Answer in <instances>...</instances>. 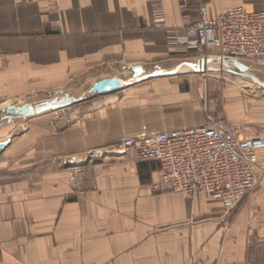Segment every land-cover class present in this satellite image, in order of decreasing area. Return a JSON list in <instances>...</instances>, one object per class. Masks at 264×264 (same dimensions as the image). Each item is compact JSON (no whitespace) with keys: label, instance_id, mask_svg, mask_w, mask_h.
<instances>
[{"label":"crops","instance_id":"1","mask_svg":"<svg viewBox=\"0 0 264 264\" xmlns=\"http://www.w3.org/2000/svg\"><path fill=\"white\" fill-rule=\"evenodd\" d=\"M200 1L212 16L264 9V0H0V100L86 77L94 85L124 65L146 72L179 65L137 77L59 121L12 135L20 123L4 122L0 136L10 138L0 153V264H217L219 255L221 264H233L245 239L264 238V175L226 211L202 191L171 190L158 161L115 150L126 138L202 127L208 112L219 115L206 100L209 71L245 78L216 50L172 39L197 19ZM93 149L106 153L93 161ZM74 165L82 167L76 184Z\"/></svg>","mask_w":264,"mask_h":264},{"label":"built area","instance_id":"2","mask_svg":"<svg viewBox=\"0 0 264 264\" xmlns=\"http://www.w3.org/2000/svg\"><path fill=\"white\" fill-rule=\"evenodd\" d=\"M197 13L185 33L172 39L193 49H214L222 59L264 68V9L239 6L212 16L209 5L200 1ZM155 19L163 23V12L157 11ZM206 118L202 127L126 138L115 150H134L138 160L158 161L161 181L171 190L189 196L202 191L231 211L264 175V137L242 136L222 115L208 112ZM105 153L93 149L89 157L95 161ZM81 170L80 165L70 168L72 184Z\"/></svg>","mask_w":264,"mask_h":264},{"label":"rangeland","instance_id":"3","mask_svg":"<svg viewBox=\"0 0 264 264\" xmlns=\"http://www.w3.org/2000/svg\"><path fill=\"white\" fill-rule=\"evenodd\" d=\"M124 66H119L110 72L111 76L108 78L116 79L121 86L127 87L131 86L137 77L134 76L132 69L127 66L124 68ZM177 67L179 65H170L168 63L159 67L153 66L150 71L145 72L141 76L176 70L178 69ZM182 71L185 70L182 69ZM248 71L261 83H257L252 77L248 76L245 78L229 74L212 76L210 74L215 71H209L211 87L206 100L208 102L211 101L213 109L219 115L225 117L227 123L235 126L238 131L251 136L264 135V68L259 66L248 67ZM92 82L93 78L86 77L80 83L51 92H44L36 97H21L9 102L0 100V106L9 104V107L15 106L16 108L26 109V113L9 114L7 113L8 106L6 105V109L0 110V128L4 122L17 119L16 121L20 123V128L16 131H11L9 134H19L24 131L22 130L24 127L36 124L42 125L48 122L49 119L59 121L62 115L78 112V109L82 108L83 105L100 104L105 97L115 94L112 91L105 94L91 92ZM67 97L71 99L69 103L67 102ZM6 138H10V136H0V140H6L3 142H8L7 140L9 139ZM243 243L244 253L233 264H264V238H248ZM217 258L216 262L219 264L222 256L219 255Z\"/></svg>","mask_w":264,"mask_h":264},{"label":"water","instance_id":"4","mask_svg":"<svg viewBox=\"0 0 264 264\" xmlns=\"http://www.w3.org/2000/svg\"><path fill=\"white\" fill-rule=\"evenodd\" d=\"M230 64V71H232L231 66H235L239 72H243L245 76L252 77L257 83H261L251 72L248 71V67L237 60L233 59H224ZM128 68L132 69L134 72L135 77H141L146 72V69H144L141 65H129ZM121 87L120 83L116 79H111V78H106L101 81L96 82L92 88L91 92H98V93H106L109 91H115L118 90ZM71 99L67 97V102L69 103ZM26 113L25 108L18 107L16 108L15 106H10L7 109V113L9 114H15V113ZM8 142H1L0 143V153L4 150Z\"/></svg>","mask_w":264,"mask_h":264},{"label":"bare ground","instance_id":"5","mask_svg":"<svg viewBox=\"0 0 264 264\" xmlns=\"http://www.w3.org/2000/svg\"><path fill=\"white\" fill-rule=\"evenodd\" d=\"M246 65V64H245ZM246 66H248V65H246ZM249 67V66H248ZM251 68V67H250ZM242 75L243 76H245L243 73H242ZM246 77V76H245ZM9 105V104H4V105H2V106H0V110H4V109H6L7 108V106ZM6 106V107H5ZM2 107V108H1ZM9 107V106H8Z\"/></svg>","mask_w":264,"mask_h":264}]
</instances>
